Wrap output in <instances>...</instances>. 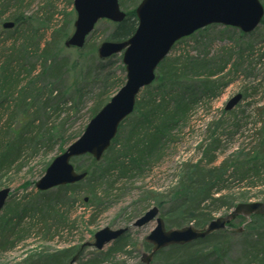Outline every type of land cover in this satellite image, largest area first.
<instances>
[{
	"label": "trees",
	"instance_id": "1",
	"mask_svg": "<svg viewBox=\"0 0 264 264\" xmlns=\"http://www.w3.org/2000/svg\"><path fill=\"white\" fill-rule=\"evenodd\" d=\"M6 1L0 0V28L7 32L8 38H15L9 51L0 49L1 176L13 167L19 168L26 157H35L41 151L51 152L58 146L63 152L84 130L81 128L73 135L68 134L66 123L70 115L73 112L79 114L92 94L88 116L94 117L115 93L118 70L113 56L99 57L97 43L86 41L82 48L67 47L65 41L69 38L70 27L65 21L53 30L44 44L40 32L47 25L46 21L27 18L19 12L4 21ZM13 1L20 3L22 0ZM124 3L120 0L121 5ZM7 21H14V27L5 28ZM112 24L114 27L107 40L122 42L129 39L138 26L135 8L127 11L124 21ZM209 27L198 31H206ZM246 35L240 30V39ZM68 48H73L76 56L66 53ZM251 49L252 44H239L235 65L242 63L245 53ZM228 57L230 59L232 55ZM227 65L228 60H211L206 55L167 56L158 66L154 82L143 89L145 92L141 96L139 94L134 112L122 122L103 157L96 160L92 155L84 156L90 160L89 166L78 165L77 158L73 159L77 171L87 173L83 180L48 191L38 190L42 197L29 205L16 202L8 206L0 216V250L15 247L29 231L36 230L45 239L62 230L72 232L77 220L70 218V198L78 197L84 185L89 195L86 197L88 206L94 209L88 221L93 223L114 184L122 179L133 180L150 168L173 140L176 128L187 121L191 110L204 99L220 93L227 83L220 84L218 77ZM119 69L125 75V65L121 64ZM257 119L256 140L251 152L240 151L235 159L214 166L215 149L220 141L213 136L210 141L204 140L199 146L202 159L183 164L179 178L169 192V202L165 198L169 193L149 190L138 209H144L148 200L155 199L161 208L169 204L162 214L169 228L182 227L186 222L196 227L205 226L214 219V212L233 200L231 194H222L228 189V172L230 178L253 186L264 174V104L258 108ZM214 125L216 128L219 123ZM205 159L207 163H203ZM102 186L104 190H100ZM257 217L264 215L252 216ZM26 218H29L28 224ZM69 220L73 224H69ZM229 234L227 230H220L189 244L173 245L159 251L155 258L164 255L165 264H222L226 258L230 264H264V225L243 235L242 253L236 259L228 258L231 250ZM128 246V237L121 236L108 249L94 250L91 257L81 259L78 264H124L113 261V257L127 253ZM145 247L149 250L151 245L145 242ZM79 249V246L54 252L45 249L30 254L26 260L31 264H69Z\"/></svg>",
	"mask_w": 264,
	"mask_h": 264
},
{
	"label": "rangeland",
	"instance_id": "2",
	"mask_svg": "<svg viewBox=\"0 0 264 264\" xmlns=\"http://www.w3.org/2000/svg\"><path fill=\"white\" fill-rule=\"evenodd\" d=\"M141 1L124 0V5H120L127 12L133 8L136 10ZM260 1L264 5V0ZM6 3L7 8L2 15L4 21L11 18L15 12H19L27 18L46 21L47 25L40 32L43 44L49 39L53 30L64 24V21L70 27L68 28L70 31L69 37L74 33V23L77 18L74 0H22L20 3L7 0ZM112 23L107 19L99 20L87 42L97 43L100 46L102 42L107 40V35L112 31L114 27ZM8 36L7 32H2L0 28V49L7 48L9 51L15 37L8 38ZM236 41H239V43H236ZM239 44H243V46L252 44V49L245 53L242 63L235 65ZM65 52L71 55L76 54L73 48H68ZM184 53H190L194 56L206 55L211 60H228L227 67L218 77L220 78V84L227 83L221 88L220 93L216 97L204 99L191 110L187 121L176 128L173 133V140L165 146L159 159H155L150 168L142 171L133 180L126 181L122 179L114 184V188L110 191V195L104 199L103 206L99 208V213L93 223L88 221L94 209L88 206V200L84 199L89 196L84 185L78 197L70 198V205L72 204L70 218L71 220H77L74 223L75 227L72 232H69L68 229L62 230L60 234L45 239L42 233L36 230L29 231L26 238L19 241L15 247L0 250V264H22L29 261L26 259L36 251L46 249L54 252L79 246L80 249L77 253L80 256L74 263L78 264L81 259L92 256V251L95 250L93 247H85L82 250L81 247L85 242L93 241L94 234L97 231L106 226L117 229L131 225L137 217L143 215L149 208L155 205L159 206L155 199H150L144 209H138L140 201L145 198L146 191L169 193L179 178L183 164L196 163L202 159L203 153L199 146L204 140L210 141L213 136L220 141L215 149L217 158L214 166H220L227 159H235L240 151H252L256 140L254 127L259 122L257 119L258 108L264 104V23H261L255 31L241 39L240 29L236 27L222 24L210 25L206 31H197L178 41L168 56L174 58ZM231 55L232 57L229 59L228 56ZM121 57V53L113 56L118 68L116 70L117 86L115 93L126 82V73L124 75L123 71L119 69L120 65L123 64V57ZM123 79H125L124 82H122ZM144 92L142 90L140 96ZM239 93L242 94L241 101L232 110L226 111L227 102ZM87 98L88 102H84L85 104L79 114L76 115L73 112L67 120L66 128L70 135L75 134L81 128L85 129L90 121L88 112L93 101L92 94H89ZM216 122L219 125L215 128L214 124ZM61 153L62 151L59 150L58 146L51 152L41 151L35 157H26L19 168L13 167L12 171L0 175V190L10 188V195L4 207L0 210V216L4 214L8 206H12L16 202L23 205L28 203L29 205L36 200H40L42 196L38 193L35 183L44 175L51 161ZM203 163H207V160L205 159ZM77 164L89 166L91 162L87 157L82 156L77 158ZM228 175L229 178L226 181L228 189L224 190L222 194H231L233 200L229 205L214 212V218L230 213L239 203L264 202V174L259 180H256L258 184L254 186L230 178V172H228ZM100 190H104V186ZM169 195L170 193L165 197L168 202L171 198ZM216 196H220V194ZM168 207V203L165 204L164 208L160 207V216H163L162 214L166 212ZM28 222L29 218H26L25 223L28 224ZM253 223V229L261 227L264 225V217L255 219L241 216L224 229L230 233L231 238V250L228 258L236 259L240 257L243 239L245 238L243 235L252 229L248 227ZM69 224L73 223L69 220ZM156 224L157 222L153 220L142 227L131 226L125 234L129 242L128 252L117 254L116 257H113V261L124 262V264H144L142 258L152 248L146 249L144 238L155 228ZM189 224L186 222L182 226ZM175 227L178 226L170 228ZM240 228L242 230L238 231ZM112 244L113 242L107 244L104 249H108ZM163 257L164 255L159 258L154 257L151 264H165ZM222 264H230V262L226 258Z\"/></svg>",
	"mask_w": 264,
	"mask_h": 264
},
{
	"label": "water",
	"instance_id": "3",
	"mask_svg": "<svg viewBox=\"0 0 264 264\" xmlns=\"http://www.w3.org/2000/svg\"><path fill=\"white\" fill-rule=\"evenodd\" d=\"M74 8L77 12L75 30L65 41L67 47L82 48L99 20L120 23L127 17L120 0H74ZM135 11L138 18L135 33L122 42L106 40L98 48L102 59L122 54L126 68L125 84L90 119L83 133L51 161L44 175L35 184L38 190L48 191L85 178L87 173L77 171L72 160L87 154L96 160L103 157L122 122L134 112L140 92L154 82L158 66L169 55L176 42L212 24L236 27L249 34L264 19V5L260 0H142ZM14 25V21L4 23L5 28H12ZM241 99L242 94H236L227 102L225 109L232 110ZM9 195L10 188L0 190V210ZM253 215H264V202L239 203L230 213L212 219L202 228L193 224L167 228L165 219L160 216V208L155 205L131 225L117 229L106 226L100 229L94 234V240L85 242L81 249L93 247L102 250L124 235L131 226L142 227L155 220V228L145 237L152 249L142 258L144 264H151L155 255L164 248L206 238L227 228L239 216ZM241 230L242 228L238 229ZM79 256L77 253L70 264H74Z\"/></svg>",
	"mask_w": 264,
	"mask_h": 264
}]
</instances>
